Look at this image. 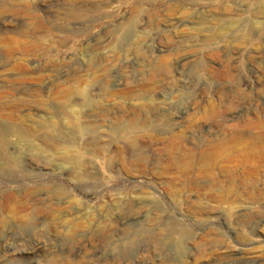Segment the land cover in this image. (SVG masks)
Listing matches in <instances>:
<instances>
[{"label": "rangeland", "instance_id": "1", "mask_svg": "<svg viewBox=\"0 0 264 264\" xmlns=\"http://www.w3.org/2000/svg\"><path fill=\"white\" fill-rule=\"evenodd\" d=\"M4 156L0 264H264V0H0Z\"/></svg>", "mask_w": 264, "mask_h": 264}, {"label": "bare ground", "instance_id": "2", "mask_svg": "<svg viewBox=\"0 0 264 264\" xmlns=\"http://www.w3.org/2000/svg\"><path fill=\"white\" fill-rule=\"evenodd\" d=\"M130 110L131 111H127L125 113L126 114L125 116L127 117V122H129V124H130L129 128L131 130H133V128L136 126V123L138 122V120L140 119L141 116H145V119L147 120V118H148V121H149V118H151L150 115H151V113L153 111V110H151L150 106L144 105V104H141V103H137L136 105L132 106L130 108ZM159 130H160V125L159 124H155L154 131L157 132ZM107 135H108V137L110 139H112V138H114L116 136V131L110 129V130H108ZM138 137H139V133L136 132V133L133 134V136H127L126 137V141H132L133 142ZM148 137H151V135H148ZM60 147H61V149H66L67 148L66 146H60ZM77 159H76V156L75 157L74 156H69L66 159H60V157L57 156V155H50V157L48 158V160H49L48 162L49 163H47V165L52 164V163H54V164L58 163L59 164L60 162H64L65 164H70V165H79V164H77V161H76ZM2 161L0 162V165H3V166H0L1 172L2 171H6L5 167H6L7 164H11L12 165V157L4 156ZM81 176H83V175H81ZM204 182L205 183L192 181V182H188V183L184 182V184L193 185V186H203V187L216 186V183H214V182H206V180Z\"/></svg>", "mask_w": 264, "mask_h": 264}]
</instances>
